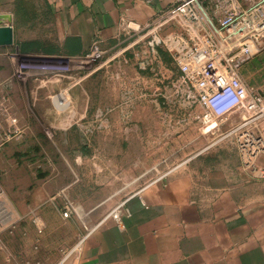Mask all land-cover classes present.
Returning <instances> with one entry per match:
<instances>
[{"label":"rangeland","instance_id":"374dc122","mask_svg":"<svg viewBox=\"0 0 264 264\" xmlns=\"http://www.w3.org/2000/svg\"><path fill=\"white\" fill-rule=\"evenodd\" d=\"M14 14L15 42L57 43L40 0H21ZM165 18L74 57L0 46V264H57L114 208L175 168L228 164L264 180V143L247 166L237 140L253 131L233 132L246 112L203 131L205 108L163 42L186 22L159 23ZM251 60L242 80L264 97V46Z\"/></svg>","mask_w":264,"mask_h":264},{"label":"crops","instance_id":"0c3cea01","mask_svg":"<svg viewBox=\"0 0 264 264\" xmlns=\"http://www.w3.org/2000/svg\"><path fill=\"white\" fill-rule=\"evenodd\" d=\"M20 1L0 0V14L12 17L14 42ZM40 1L57 43L43 45L32 36L16 46L38 41L29 53L74 57L157 21L176 0ZM252 62L240 67L242 78ZM249 128L264 136V120ZM243 170L228 164L175 168L129 196L121 221L107 215L57 264H264V180Z\"/></svg>","mask_w":264,"mask_h":264},{"label":"built area","instance_id":"2783aa9c","mask_svg":"<svg viewBox=\"0 0 264 264\" xmlns=\"http://www.w3.org/2000/svg\"><path fill=\"white\" fill-rule=\"evenodd\" d=\"M246 2L250 4L244 7ZM165 16V21L159 23L165 24L169 17L186 22L183 32L171 33L163 42L205 108L201 118L203 131L214 133L219 120L240 109L248 116L233 132L262 119L264 97L255 90L249 91L239 69L264 46V0H176L167 15L161 17ZM246 133L241 134L237 142L245 165L250 166L254 165L253 160L262 148L264 136ZM246 135L248 137L242 139ZM260 174L264 177V170ZM71 207L66 202L64 217L69 216ZM124 214V203H121L108 217L121 221Z\"/></svg>","mask_w":264,"mask_h":264},{"label":"water","instance_id":"95a60500","mask_svg":"<svg viewBox=\"0 0 264 264\" xmlns=\"http://www.w3.org/2000/svg\"><path fill=\"white\" fill-rule=\"evenodd\" d=\"M12 17L9 14H0V46L14 44V28L10 24Z\"/></svg>","mask_w":264,"mask_h":264},{"label":"trees","instance_id":"16d2710c","mask_svg":"<svg viewBox=\"0 0 264 264\" xmlns=\"http://www.w3.org/2000/svg\"><path fill=\"white\" fill-rule=\"evenodd\" d=\"M37 45H39L38 41H26L19 44V49L22 53H29Z\"/></svg>","mask_w":264,"mask_h":264}]
</instances>
